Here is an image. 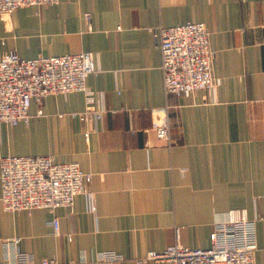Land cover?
Wrapping results in <instances>:
<instances>
[{
	"label": "crops",
	"instance_id": "obj_1",
	"mask_svg": "<svg viewBox=\"0 0 264 264\" xmlns=\"http://www.w3.org/2000/svg\"><path fill=\"white\" fill-rule=\"evenodd\" d=\"M89 13V23L85 14ZM201 21L215 51L213 91L166 94L153 29ZM90 51L87 85L103 95L101 119L82 121V91L33 101L29 123L0 125V157L52 154L92 175L91 195L71 207L5 210L2 240L59 264L114 250L136 264L148 250L180 240L211 245L213 222L246 208L257 226L256 264H264V0H59L0 14V59ZM98 103V102H97ZM96 103V104H97ZM171 105V142L154 126ZM41 108L42 114L37 115ZM1 196V181H0ZM59 219L55 233L51 220ZM150 264H171L151 262Z\"/></svg>",
	"mask_w": 264,
	"mask_h": 264
},
{
	"label": "built area",
	"instance_id": "obj_2",
	"mask_svg": "<svg viewBox=\"0 0 264 264\" xmlns=\"http://www.w3.org/2000/svg\"><path fill=\"white\" fill-rule=\"evenodd\" d=\"M59 0H0V14H10L24 5L55 4ZM89 23L90 15L85 14ZM153 34L161 54V70L166 94L189 97L194 91H213L215 79L212 59L215 51L209 44V29L204 22L186 21L170 26L158 25ZM96 71L90 51L24 58L15 50L0 59V125L29 123L33 101L49 94L82 91L85 109L79 113L82 121L101 119L106 107L103 95L87 85V77ZM98 102V103H97ZM97 103V104H96ZM163 107L164 119L154 126L159 139L171 142L169 112ZM42 109L36 112L41 115ZM92 175L77 161L59 162L52 154L13 155L0 157V181L5 210H32L59 206L71 207L78 194L91 195ZM256 219L250 218L246 208H232L222 220L213 222L211 245L192 247L183 243L177 233L174 243L162 250H148L135 258L136 264L170 262L171 264H256ZM51 225L59 232V219L54 216ZM20 237L2 240L4 254L0 264H34L32 253L19 246ZM124 255L114 250L97 252L91 264H114ZM88 262L85 252L77 260L65 264ZM41 264H59L55 258H43Z\"/></svg>",
	"mask_w": 264,
	"mask_h": 264
}]
</instances>
